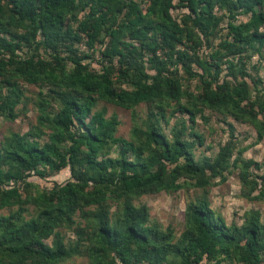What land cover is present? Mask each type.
<instances>
[{"label": "trees", "instance_id": "trees-1", "mask_svg": "<svg viewBox=\"0 0 264 264\" xmlns=\"http://www.w3.org/2000/svg\"><path fill=\"white\" fill-rule=\"evenodd\" d=\"M0 0V111L14 117V108L21 101L18 80L37 84L44 82L67 91L60 109L52 114V105L39 98L37 121L50 131L49 142L41 146L29 133L14 135L7 146L0 148V208L21 200L29 194L27 180L33 176L43 178L68 166L71 181L56 184L45 193L41 203L44 209L23 227H9L0 239V264H54L66 256L63 246H46L57 218L68 209L101 204L107 194L115 198L132 194L157 193L176 190L179 185L168 177L165 161L184 156L186 168L197 172L186 143H166L158 139L154 146L146 147L149 158L140 159V152L128 142L113 138V126L101 114H90L93 96L97 95L122 108H132L157 98L179 99L181 92L176 82L166 73L164 58L177 55L185 71L192 75L189 57L175 52L177 24L170 10L179 6L193 13L195 23L216 27L221 18L218 9H239L250 14L247 23L229 24L231 41L222 45V59L228 55H241L250 48H264V0ZM176 1V3H174ZM125 5L119 19L116 7ZM16 5L17 8H12ZM146 7L144 8L143 6ZM84 12L78 20L77 14ZM71 21H75V26ZM107 26V27H106ZM110 30L112 57L116 58L120 79L129 83L130 90H116L106 72L90 71L81 63L87 55H77L75 46L87 39L93 47L104 29ZM118 27L123 35L117 39ZM39 37V39H37ZM24 43L34 49H51L50 59L36 56L21 57L17 52ZM142 47L148 61L155 68L150 77L137 64ZM70 57H62V53ZM221 58V55H217ZM68 63L71 64L69 69ZM112 64V61H110ZM209 75V74H208ZM203 84L210 90L201 98L202 103L216 107H229L241 118L255 120L251 109L241 105L247 99L245 83L240 81L230 92L226 83L217 84V74ZM152 79V82L149 80ZM5 89V93L3 90ZM76 92L80 97H75ZM85 96L79 103V98ZM264 109V105H260ZM184 111L193 114L183 109ZM264 132V123L259 127ZM160 137V135L158 136ZM261 137V135H260ZM199 144L202 139L196 137ZM110 141L121 144L122 153L135 152L129 159L100 157ZM64 148V150H63ZM259 167L258 163L254 164ZM184 171V170H183ZM189 229L183 234L180 247H171L169 238L146 227L144 210L125 206L120 221L111 224L105 213L96 214V227L89 248L91 264H167L169 254L180 257L181 264H262L264 260V222L258 215L248 219L241 227L228 226L209 205L200 201L187 211ZM13 226V225H12ZM18 233V237L14 234Z\"/></svg>", "mask_w": 264, "mask_h": 264}, {"label": "rangeland", "instance_id": "rangeland-1", "mask_svg": "<svg viewBox=\"0 0 264 264\" xmlns=\"http://www.w3.org/2000/svg\"><path fill=\"white\" fill-rule=\"evenodd\" d=\"M123 2L116 7L115 13L119 19L125 11ZM12 8L16 9L17 6L13 5ZM170 12L177 24L175 52H183L189 57L192 75L185 71L177 55L167 59L160 50L158 55L165 61L166 73L163 77L172 78L180 89L179 99L157 98L132 108H122L94 95L90 114L84 115V119L88 121L90 116L101 114L104 120L112 124L113 138L130 143L136 149L135 152H140L143 161L149 158L148 144L154 146L160 138L170 145L186 143L197 172L192 174L191 169L186 168L184 156L174 157L166 160L165 164L169 171L177 170L167 178L179 185L176 190L132 194L121 198L107 194L101 204L68 209L62 218H57L51 235L43 240L52 249L58 244L63 246L66 256L54 264H91L88 250L96 227L95 216L100 211L113 224L122 219L125 206L144 210L147 215L146 227L166 235L174 249L180 247L182 236L189 229L188 208L200 201L206 202L228 226L241 227L254 215L264 222V132L260 133L259 130L261 123H264V109L260 107L264 105V48L260 51L250 48L241 55H228L222 59V53L226 54L222 50L223 43L232 40L228 32L229 24L247 23L250 14L239 9L216 8L214 13L221 18L220 23L216 27L205 28L194 22L193 13L184 6L173 8ZM83 14L78 13L77 19ZM71 23L77 25L75 21ZM111 29L109 26L104 29L93 47H88L87 39H84L75 46V50L78 56H88L81 63L87 65L90 71L106 72L116 90H130L129 83L120 79L116 58L111 56ZM115 29L119 39L123 32L118 27ZM259 31L263 32L264 28H259ZM139 51L141 56L137 57L138 66L153 77L156 72L148 61V54L142 47ZM51 53V49L36 51L32 43H24L17 52L21 57L36 56L43 59H50ZM217 55H221V58L218 59ZM61 56L70 57V53L64 51ZM68 65L70 69L71 64ZM215 73L217 82L211 86L212 91L223 82L226 83L227 92L240 81L245 83L247 99L241 105L247 108L254 104L251 109L255 113V120L241 118L229 107H216L212 102L202 103L201 98L210 91L203 81ZM18 84L22 96L13 110L14 117L0 111V148L7 146L12 136L27 133L43 146L49 142L50 131L38 124L39 98L47 99L52 105V114H55L60 109L61 97L68 90L44 82L28 84L18 80ZM72 94L80 97L76 92ZM83 98L85 96L79 98V103ZM183 109L190 111L193 118ZM197 136L202 139L201 144ZM135 152L128 150L122 153L121 144L110 141L100 157L115 159L123 154L134 159ZM255 163L259 167H255ZM68 181H71L68 166L57 173L48 172L43 178H29V194H22L19 202L0 208V239L9 227H23L35 219L46 207L41 204L42 196L56 184L64 185ZM14 236L18 237V233ZM25 264L39 263L29 260ZM167 264H181L180 257L169 254Z\"/></svg>", "mask_w": 264, "mask_h": 264}]
</instances>
